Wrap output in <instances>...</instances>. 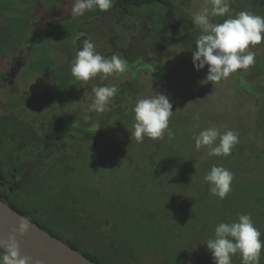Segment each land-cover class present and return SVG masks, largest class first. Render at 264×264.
Here are the masks:
<instances>
[{"label": "rangeland", "instance_id": "374dc122", "mask_svg": "<svg viewBox=\"0 0 264 264\" xmlns=\"http://www.w3.org/2000/svg\"><path fill=\"white\" fill-rule=\"evenodd\" d=\"M171 1L176 38L162 53L155 54L143 40L135 49L146 50L144 59L107 80L98 75L84 82L71 74L82 41L91 40L102 56L126 61L125 50L142 28L139 19L152 20L148 12L125 15L113 0L108 11L73 17L74 0H0V165L8 174L16 170L22 180L9 199L100 264H176L172 253L177 250V264H213L204 243L214 237L216 225L238 219L230 207L233 214L244 207L264 235V42L250 46L253 66L207 82V67L197 72L192 51L181 41L182 31L200 32L192 16L205 0ZM230 6L233 14L264 16V0H230ZM161 11L170 14L165 7ZM125 82L132 91L121 106L131 118L125 127L116 122L115 97L108 110L91 113L87 126L78 125L94 87ZM155 91L173 104V136L166 131L163 139L145 137L138 143L130 139L132 109ZM95 124L100 128L93 130ZM208 127L239 133L231 155L210 156L207 146L196 149L194 137ZM214 165L234 174L223 200L210 194L203 180ZM175 173L191 180L189 190L178 187ZM244 192L254 194L251 209V203L239 208L232 200ZM195 196L202 219L188 216ZM263 251L259 264H264ZM232 264H241L239 254Z\"/></svg>", "mask_w": 264, "mask_h": 264}, {"label": "clouds", "instance_id": "9594fccd", "mask_svg": "<svg viewBox=\"0 0 264 264\" xmlns=\"http://www.w3.org/2000/svg\"><path fill=\"white\" fill-rule=\"evenodd\" d=\"M113 0H74L71 8L73 17H80L86 11L99 9L108 11ZM222 23L213 22L214 17H225ZM192 24L199 30L200 35L195 41L192 51V64L199 72L207 67L206 81L220 82L229 78L237 70H247L255 64V52L250 50L264 42V16L250 11H240L233 14L230 0H205V6L192 16ZM126 61L117 55L110 58L96 51L95 44L85 39L77 51L71 64V74L77 81H89L97 77L107 80L114 73L126 71ZM119 91L116 85L97 86L92 89L94 98L84 110L82 119L92 120L91 113H103ZM169 96L155 91L147 98L137 100L132 111L134 113V131L132 137L143 142L147 137L152 140L163 139L167 131L169 138L173 136L169 128V119L174 112ZM199 121V116H194ZM195 147L209 148L210 156H229L239 143V133L234 130L221 131L218 127L202 129L194 137ZM234 174L222 167L212 166L203 180L209 185V192L223 200L232 190ZM28 220L21 218L19 234L23 235L28 229ZM261 232L254 226L249 214H240L238 219L231 222H221L216 225L214 237L204 244L210 252L213 264H232V257L239 254L241 264H259L264 240ZM0 264H30L29 257H21L19 244L14 235L0 240Z\"/></svg>", "mask_w": 264, "mask_h": 264}, {"label": "trees", "instance_id": "16d2710c", "mask_svg": "<svg viewBox=\"0 0 264 264\" xmlns=\"http://www.w3.org/2000/svg\"><path fill=\"white\" fill-rule=\"evenodd\" d=\"M114 6L116 9L120 10L123 14L125 15H129V16H134V17H138L139 15H142L144 11L148 12V16L152 19V20H147V19H143L140 18V22L142 24V28L140 29L141 31L139 32L138 37L134 38L133 42H131L130 46L125 50V56H126V62H127V66L130 65V63H136V61H139L140 59H144L146 56L145 53V49H135L137 48L142 42L143 40L147 41V46L148 48L151 47V50L155 53H162L163 50L165 48H167V46H169L171 44L172 41L175 40V34L174 32L176 31V23L173 21L172 17H170L171 15V10L175 9V4L174 2H172L171 0H115L114 2ZM162 7L168 9V11L170 12L168 17L164 16V12L161 11ZM150 8V9H149ZM161 8V9H160ZM156 9H159L160 12L156 13ZM149 10V11H147ZM148 23H151V28L146 27L144 25H147ZM132 27V26H130ZM183 34L181 35V41L183 43V46L185 49L189 50V51H193L195 49V44L193 43L192 40H196V38H198V36L200 35V32L198 31H191L188 30V32L184 33V31H182ZM185 34H187V36L190 38L189 40H186V38H184ZM142 45V44H141ZM141 45L139 47H141ZM144 51V53H143ZM141 53V54H140ZM132 65V64H131ZM146 65V64H145ZM140 68V67H139ZM157 68L153 71L156 73L157 72ZM133 74V73H132ZM133 86V84H132ZM119 91L117 93V95L115 96V100L116 103L118 105L117 109L115 110V114L118 116V121L117 124L120 127H125L126 122L128 120H130L131 118H127L125 117L127 114L125 112V110L121 107L124 103L126 104V102L128 101V96L130 93H132L131 91V83L130 82H125L121 85L118 86ZM123 118V120H121V116ZM108 121V120H107ZM88 122H85L83 119H81V124L78 125H84L87 126ZM90 123V122H89ZM76 124V125H77ZM103 124H105L103 122ZM77 125V126H78ZM92 128H94L93 130H97L100 127H98V125H92ZM118 155L120 156V152L118 153ZM113 156V154L111 155ZM154 175V174H153ZM173 176L175 177V179L177 180V185L179 188H181L182 190H189V188H191V180H188L186 177L181 176L179 174L176 175L173 174ZM12 178V179H10ZM22 187V180L18 177V173L16 170L12 171L10 174L6 173L3 169V167L0 165V199H2L3 201H5L6 203H8L13 209L19 211L21 214L29 217L32 221H34L35 223H37L39 226H41L42 228L46 229L48 232H50L52 235L60 238L59 234L55 233L53 230L48 229L45 224L37 219L34 218L33 215L22 211L14 202L10 201L9 197L13 194H15V192H17L20 188ZM244 187V186H243ZM242 186L237 185V189L238 188H243ZM246 194L243 198L242 197H237L235 196V198L232 196V200H234V202L240 206L245 205V204H250L251 203V208H253L252 206V197H254L253 193H245ZM200 197L199 196H195V198L193 199V206H190V214L188 215L189 217H191L192 219H202V208L199 207V203H198V199ZM259 200V198H258ZM257 201V200H256ZM258 203V202H257ZM255 204V202H254ZM198 205V207H197ZM231 206V205H230ZM232 209L231 212V216H239L240 214H244L246 212V209H244V207L240 208L239 211L235 212V214H233V208L230 207ZM225 211V207L222 209ZM223 215V214H222ZM230 216V217H231ZM195 217V218H194ZM226 216H223V218H225ZM252 217V215H251ZM61 239V238H60ZM261 239H264V235L261 236ZM65 242V241H64ZM67 243L69 246H71L72 248L78 250V248L76 247L75 244H72L70 242H65ZM264 253V251H263ZM84 254L86 257L90 258L91 260H93L94 262L99 263V261L97 260L98 257L96 256H92V255H88L86 253H82ZM177 254V255H176ZM176 255V258L174 259L176 264L179 262V255H178V250L177 253H172V256ZM263 256V255H262Z\"/></svg>", "mask_w": 264, "mask_h": 264}, {"label": "water", "instance_id": "95a60500", "mask_svg": "<svg viewBox=\"0 0 264 264\" xmlns=\"http://www.w3.org/2000/svg\"><path fill=\"white\" fill-rule=\"evenodd\" d=\"M21 218L29 224L23 235ZM9 235L16 237L21 257H29L30 264H98L0 199V240Z\"/></svg>", "mask_w": 264, "mask_h": 264}]
</instances>
